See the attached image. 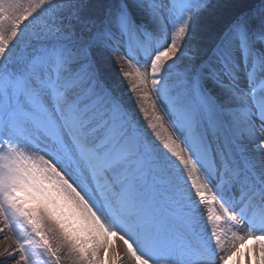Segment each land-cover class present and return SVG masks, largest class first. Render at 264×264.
<instances>
[{
  "label": "snow or ice",
  "instance_id": "6c2138e0",
  "mask_svg": "<svg viewBox=\"0 0 264 264\" xmlns=\"http://www.w3.org/2000/svg\"><path fill=\"white\" fill-rule=\"evenodd\" d=\"M0 224L3 264H264V0H0Z\"/></svg>",
  "mask_w": 264,
  "mask_h": 264
},
{
  "label": "rangeland",
  "instance_id": "374dc122",
  "mask_svg": "<svg viewBox=\"0 0 264 264\" xmlns=\"http://www.w3.org/2000/svg\"><path fill=\"white\" fill-rule=\"evenodd\" d=\"M111 65V69L115 72H117V74H114V76L116 77H114V79H115V82L116 83H118L119 84V89H118V91L120 92V93H122L124 96H126L125 98V101L129 104V106L130 107H134V105H133V103H132V99L130 98V99H128L129 98V94L127 93V91H126V85H127V82L126 81H124V82H121L122 81V77H121V75H120V66L119 65H116V64H110ZM125 70H129V69H127V68H125ZM115 72V73H116ZM153 99H155V96L153 95V97H152ZM148 103H150V102H148V101H146V105L145 106H148ZM158 108H160V106H159V103H158ZM161 111H162V109H160ZM136 116H137V119L142 123V124H146V121H144V119H143V116H142V114H140L139 113V111L137 110L136 111ZM165 126L167 127V128H169V130H171V125H170V123L167 121V118L165 119ZM113 239H115V240H117V241H119V239L118 238H116V237H113ZM11 242H12V240H11ZM13 243V242H12ZM228 243L230 244L231 243V241H228ZM249 244H253V241H251V240H249L248 242H247V245H246V247H245V250L244 251H246V248H247V246L249 245ZM13 246L15 247V249H16V245L13 243ZM19 253H17V255H18ZM234 264V263H233Z\"/></svg>",
  "mask_w": 264,
  "mask_h": 264
},
{
  "label": "trees",
  "instance_id": "16d2710c",
  "mask_svg": "<svg viewBox=\"0 0 264 264\" xmlns=\"http://www.w3.org/2000/svg\"><path fill=\"white\" fill-rule=\"evenodd\" d=\"M228 19H229V17L227 15V13L223 14L222 17L219 20H217L215 17H206L205 26L207 27V25L209 23H211L214 29L219 30L224 25H226V23L228 22ZM209 38H210L209 33L208 32H204V33L201 34V37L197 38V40L194 43L197 46H199L201 43H203L205 40H207ZM115 72L111 69V65H109L108 70L106 72V78H107V80H108V82L110 84L116 83L115 79H114V77H115L114 74H117V72L116 73ZM121 95L123 96L124 99H126L125 98L126 96H124L122 93H121ZM128 99H130V96H129Z\"/></svg>",
  "mask_w": 264,
  "mask_h": 264
},
{
  "label": "bare ground",
  "instance_id": "6f19581e",
  "mask_svg": "<svg viewBox=\"0 0 264 264\" xmlns=\"http://www.w3.org/2000/svg\"><path fill=\"white\" fill-rule=\"evenodd\" d=\"M3 225L0 224V227H2ZM5 235H9V233L7 232V229H5L4 232L0 233V251H3V249L5 247H9V245L11 246V250L12 251H16L15 247L13 246V243L11 242V240H7L5 241L3 239V237ZM112 242L114 244V246L116 248H118L120 251H121V255H123V248H124V245H123V242L122 241H117L115 239L112 238ZM252 244H249L248 246H251ZM247 249V248H246ZM18 253V252H17ZM10 259V257H0V264H3L4 260H8ZM234 263V262H233ZM123 264H131V262L129 260H127V258L124 260Z\"/></svg>",
  "mask_w": 264,
  "mask_h": 264
}]
</instances>
